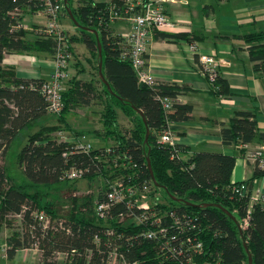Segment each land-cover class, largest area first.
<instances>
[{
	"label": "trees",
	"instance_id": "1",
	"mask_svg": "<svg viewBox=\"0 0 264 264\" xmlns=\"http://www.w3.org/2000/svg\"><path fill=\"white\" fill-rule=\"evenodd\" d=\"M45 1L0 0V226L7 217L17 221L5 240V258L12 260L18 251L36 248L40 264H58L60 257L64 264H107L113 250L119 261L123 258L137 264H247V254L252 264H264V203L252 199L247 190L241 194L244 183L231 182L235 156L200 151L184 158L189 151L186 146L160 141L170 123L191 120V106L176 100L188 88L156 80L141 82L131 64L120 58L123 37L109 26L112 5L121 4L120 0H76L74 6L72 0L63 1V14L69 10L84 27L74 24L78 36L71 39L77 37L91 56L96 54V72L90 81L67 78L62 110L54 114L57 124H41L28 134L17 160L24 182L13 184L3 164L11 142L52 113L41 92L44 81L18 77L2 61L12 53H45L53 58L58 45L46 35L44 24L31 30L22 24L25 13L42 14ZM153 35L188 36L162 31ZM243 39L252 43L248 49L254 68L264 73V35L254 33ZM97 42L102 74L112 92L98 75ZM70 45L69 40V52ZM211 91L229 95L219 73L211 82ZM164 97L170 101L166 110ZM91 105L102 106V128L94 131L101 140L93 146L81 143L83 132L69 130L64 121L66 112ZM115 109L128 118L129 126L118 125ZM56 130H68L70 140L60 139ZM219 132L224 145H243L255 139L264 142V132L258 131L256 116L250 111L234 112ZM80 144L90 148L84 150ZM71 170L82 171L80 178L98 180L97 192L70 196V207L56 213L50 204H42L43 192L67 181ZM114 182L136 192L145 188L148 208L130 211L125 202H119L100 218L95 203L106 200ZM39 213L47 216V225L37 218ZM133 215H141L140 220L128 218ZM145 232L154 236L146 237Z\"/></svg>",
	"mask_w": 264,
	"mask_h": 264
},
{
	"label": "crops",
	"instance_id": "2",
	"mask_svg": "<svg viewBox=\"0 0 264 264\" xmlns=\"http://www.w3.org/2000/svg\"><path fill=\"white\" fill-rule=\"evenodd\" d=\"M93 1L105 3L108 0ZM258 1L174 0L165 5L171 26L162 32L165 34L184 32L188 34L187 38H160L152 33L145 53L147 69L154 80L188 88L180 92L176 100L191 106L192 118L189 121L173 122L168 125L172 143L188 148L189 151L182 155L184 158L200 151L235 156L231 182L244 183L245 191L247 190L251 196L257 192L264 193V171L257 170L246 157L255 150L264 152V142L255 139L252 143L243 145H224L219 131L222 125L229 123L234 112L250 111L256 116L258 131L264 132V73L254 68L253 62L249 59L248 49L252 43L243 39L246 35L254 33L264 35V30L254 27L258 25L256 12L264 7V4H257ZM227 3L231 6L230 11L234 12L224 10L223 13H216V6ZM244 5L246 7L242 9ZM240 8L242 16H248L250 13L251 19L249 17L243 19L238 13ZM45 22L46 17L40 13L27 12L22 19V24L27 30ZM109 26L120 35L129 30V24L124 20L111 21ZM66 29L74 36H78L74 26H67ZM76 39L73 44L78 54L75 58L77 67L75 65L71 67L69 77L93 80L92 56L77 37ZM199 55H209L213 58L217 72L227 84L228 96L211 91V83L201 72ZM53 62L52 56L45 53L5 54L2 61L3 65L14 68L18 77L43 81L50 78ZM99 106L101 110L97 120L86 117L85 113L90 106H78L64 114L65 124L71 131L83 132L81 136H96L94 131L102 128V106ZM115 111L117 117L120 113L128 121L120 110ZM49 117L50 115L41 118L34 125L37 129L41 124L53 125L41 122ZM64 132L70 135L68 130ZM28 250L32 251L20 250L15 257L20 260V255H23L21 253ZM30 264L39 262L30 259Z\"/></svg>",
	"mask_w": 264,
	"mask_h": 264
},
{
	"label": "built area",
	"instance_id": "3",
	"mask_svg": "<svg viewBox=\"0 0 264 264\" xmlns=\"http://www.w3.org/2000/svg\"><path fill=\"white\" fill-rule=\"evenodd\" d=\"M110 1V0H108ZM121 4L115 6L112 5L111 20H124L129 24V30L122 34L123 44L120 54V58L128 61L135 71V74L139 81L152 84L155 80L149 73L146 65L145 53L151 34L154 31H164L171 26L165 12V5L174 0H120ZM63 0H59L56 3H52L49 0L45 1V7L42 14L46 17L44 23V31L46 35L51 36L57 42V51L53 56L54 70L49 80L44 81L41 84V92L48 102V110L52 114H59L62 110V92L64 91V84L68 78L67 62L70 57L69 52V38L65 31L60 28L59 14L60 9L63 7ZM199 62L201 64L202 74L213 82L217 76V68L214 60L209 55H199ZM163 108H170V101L166 97L162 99ZM59 137L62 140H70L65 134L59 133ZM160 141L163 143L172 144L171 131L168 129L164 131L160 136ZM84 150L90 148L89 144H80ZM247 160L254 164L259 171H264V152L262 150H255L247 155ZM82 171L71 170L67 173V178L74 180L80 178ZM241 194L245 192V185L240 187ZM145 188L136 192L132 191L130 187L125 188L119 182H114L109 186V190L105 194V201H99L95 203V212L100 218H104L106 211L111 205L119 202H125L128 210L136 208L147 209V197L144 194ZM252 199L258 200L264 203V193L257 192L252 196ZM122 216V215H120ZM40 221H43L46 225L49 220L47 216L42 213L37 215ZM132 220L139 221L141 215H133ZM122 220V217H121ZM246 225L244 221L243 226ZM161 232V231H160ZM146 237L154 236L153 232H145ZM107 264H137L134 262H126L121 258L119 261L116 258V253L113 250L107 257Z\"/></svg>",
	"mask_w": 264,
	"mask_h": 264
},
{
	"label": "rangeland",
	"instance_id": "4",
	"mask_svg": "<svg viewBox=\"0 0 264 264\" xmlns=\"http://www.w3.org/2000/svg\"><path fill=\"white\" fill-rule=\"evenodd\" d=\"M76 0H72V6L75 5ZM257 4H264V0H259ZM230 4H226V5H222L219 7L216 6V13L225 11L228 12H234L233 10L230 11ZM246 7V5H244V7L242 9H244ZM241 8L238 10V13L240 16H242V10ZM64 9H60V14H59V25L60 28L65 31V33L67 34L69 40H70V57L68 59L67 62V73H68V80L70 79V75H71V67L72 66H76L77 64L75 63V58L77 54V50H76V46H74V42L77 40L75 39H71L74 34L71 31H68L66 28L67 26H74L73 21L71 20V18L69 17V15H65L63 14ZM236 10V12H237ZM259 12H256V21H257V29H262L264 30V7H261L259 9ZM243 19H245L246 17H249L251 19V14L249 13L248 16L243 15L242 16ZM75 19V18H74ZM66 24V25H65ZM75 31L78 33L77 29L74 27ZM74 50V51H73ZM92 59H93V72H96V69L94 68V66H96L97 64V58H96V54L92 55ZM54 63V62H53ZM55 65H53V70H54ZM49 80V79H48ZM67 82V81H66ZM65 82L64 86L67 85V83ZM89 110L86 111V117H93L95 120L98 119L99 117V111L101 110V107L98 105H91L89 108ZM119 117H117V120L119 121V126H123V127H127L129 126L128 121H126L123 116H121V114H118ZM43 123H48V124H57V120H56V116L54 114L50 115L49 118H47L46 120L44 119V121H41ZM37 127L35 125H32L24 130H22L20 132V134L11 142L10 147L8 149V151L5 154V157L3 159V164L5 165L7 172L9 173V175L11 176V181L13 182V184L15 185H20L23 184L24 180H23V175L21 172L20 167L18 166V153L21 150L22 146L25 144L26 139L28 138V134L32 133V131L36 130ZM59 132H62L63 134L65 133L64 130H56L54 132L55 135L60 136ZM65 135H68L65 133ZM66 137H69L66 136ZM72 137V136H70ZM85 137V138H84ZM60 138V137H59ZM101 139H98L96 136H82L80 137V141L81 143L83 142H88L89 144H93L97 145L99 143ZM109 142H112L111 139H108ZM99 181L98 180H92L89 181L87 179H83V178H77L75 180H71L68 179L67 181L52 186L50 189L46 190L43 192L42 199L41 202L42 204L46 203V204H50V206H52V210L55 211L56 213H64L71 204V199L69 198L70 196H74L75 195H79V194H85V193H96L97 192V188L99 185ZM157 197V195H156ZM14 218V217H13ZM10 217H7L4 219L3 223L0 226V264H30V259H32L35 262H39V251L36 250V248H32L31 250L22 252L20 255L18 260L16 257L12 260H8L5 258V240L6 238L11 235V233L14 231V226H16L17 221H13ZM27 250V249H26ZM35 251V252H34ZM24 259V260H23ZM27 259V260H25ZM64 259L62 257L59 258L58 264H64ZM40 264V262H39Z\"/></svg>",
	"mask_w": 264,
	"mask_h": 264
},
{
	"label": "water",
	"instance_id": "5",
	"mask_svg": "<svg viewBox=\"0 0 264 264\" xmlns=\"http://www.w3.org/2000/svg\"><path fill=\"white\" fill-rule=\"evenodd\" d=\"M63 1H64V3L67 2V0H63ZM67 12H68L69 17L71 18V20L73 21V23H74L76 26H78L79 28H84V27H81V26L76 22V20L74 19V17L72 16V14H71V12H70L69 10H67ZM93 32H94L95 36L97 37V33H96L95 31H93ZM97 52H98V58H99V61H98V75H99V78H100V79L102 80V82L106 85L107 89H108L110 92H112V91L110 90V87H109L107 81L104 79L103 74H102L101 47H100L99 42H97ZM136 111L139 112V114L141 115L142 120H143V122H144V124H145V119H144L142 113H141L139 110H136ZM147 136H148V130H146L145 141L147 140ZM147 166H148L149 174H150V176H151V178H152V171H151V169H150L149 162H147ZM224 212H225V213H226V214H227V215H228V216H229L234 222H236L235 218H234L230 213H228L227 211H224ZM247 264H252V259H251L250 254H247Z\"/></svg>",
	"mask_w": 264,
	"mask_h": 264
}]
</instances>
